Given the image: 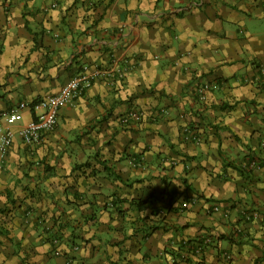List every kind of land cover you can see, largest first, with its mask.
<instances>
[{
  "label": "crops",
  "instance_id": "1",
  "mask_svg": "<svg viewBox=\"0 0 264 264\" xmlns=\"http://www.w3.org/2000/svg\"><path fill=\"white\" fill-rule=\"evenodd\" d=\"M75 76L0 159V264H264V0H0V116Z\"/></svg>",
  "mask_w": 264,
  "mask_h": 264
},
{
  "label": "built area",
  "instance_id": "2",
  "mask_svg": "<svg viewBox=\"0 0 264 264\" xmlns=\"http://www.w3.org/2000/svg\"><path fill=\"white\" fill-rule=\"evenodd\" d=\"M122 79L125 73L119 71L109 72L105 74H97L96 77L112 81L113 77ZM210 83H203L197 89L198 101L203 103L206 99V91L211 87ZM84 87V82L79 76L71 78L64 84L56 94L39 99L27 105L23 102L18 103L16 106L7 109L0 116V159H3L11 147L15 137H18L22 144L25 146H34L41 142L44 135L51 132L57 125L59 110L72 103L80 94ZM32 110V120L23 126L15 129L18 122L19 114L25 110ZM142 117V113L136 109L129 111L125 116L121 117V124H137ZM214 211H219L218 206Z\"/></svg>",
  "mask_w": 264,
  "mask_h": 264
},
{
  "label": "trees",
  "instance_id": "3",
  "mask_svg": "<svg viewBox=\"0 0 264 264\" xmlns=\"http://www.w3.org/2000/svg\"><path fill=\"white\" fill-rule=\"evenodd\" d=\"M133 110V109H132ZM137 111H139V112H141L140 110H138V109H136ZM131 111V110H130ZM142 113V112H141ZM58 114H59V112H58ZM121 119V118H120ZM120 119L118 120V124H120V126L122 127V128H124V129H129L130 128V126H131V124H127V125H123V124H121V121H120ZM140 122V121H139ZM138 122V123H139ZM57 126V125H56ZM248 170H250V169H248ZM200 245H202V243L201 242H198V241H188V242H186L183 246L184 247H182L181 246V248H179L178 250H177V252H171V251H168V250H165V253H167V254H169L170 255V257H171V264H179V263H181V262H183L184 260H183V258H181V257H183V255H182V253L184 252V250H185V253L187 252V253H189V254H193L194 255V253H195V251L197 252V253H200V255H199V257L197 258L198 259V262L199 263H196V264H202L201 262H202V256H203V252H204V246L205 245H203V247L202 246H200ZM185 248V249H184ZM197 249H199V250H197ZM201 249V250H200ZM180 251H181V253H180ZM199 251V252H198Z\"/></svg>",
  "mask_w": 264,
  "mask_h": 264
}]
</instances>
